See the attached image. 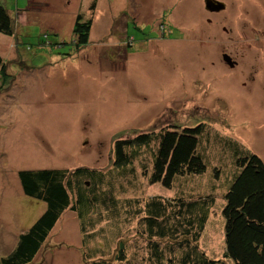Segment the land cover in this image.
<instances>
[{"label":"rangeland","instance_id":"1","mask_svg":"<svg viewBox=\"0 0 264 264\" xmlns=\"http://www.w3.org/2000/svg\"><path fill=\"white\" fill-rule=\"evenodd\" d=\"M94 1L97 8L91 11ZM204 1L0 0L17 21L21 43L18 47L15 38L0 37V57L14 75L0 93V256L15 246L14 234L31 228L45 211L44 204L25 196L19 173L84 167L108 172L119 134L130 139L138 133L185 131L194 123L215 129V117L228 128L223 126L221 135L264 161V7L259 0H231L228 12L210 24ZM123 12L146 29L126 30L137 43L122 60L116 51L122 53L123 47L117 46L113 27L122 24L115 20ZM163 13L173 14L167 22L179 31L172 36L177 39L159 27ZM88 17L93 23L90 46L77 54L59 49L46 54V45L38 44L40 35L48 33L73 48L76 22ZM223 26L231 32L224 34ZM197 179L189 182L195 188L202 181ZM186 184L180 183V189ZM159 185L152 193L176 195ZM75 206L74 200L69 207ZM71 208L64 210L50 236L45 264H84ZM97 217L93 213L91 219ZM222 223L217 208L201 241L205 252L216 258L223 252ZM134 228L133 223L128 245L135 238ZM99 230L101 226L90 246L97 253L98 246L116 236Z\"/></svg>","mask_w":264,"mask_h":264},{"label":"trees","instance_id":"2","mask_svg":"<svg viewBox=\"0 0 264 264\" xmlns=\"http://www.w3.org/2000/svg\"><path fill=\"white\" fill-rule=\"evenodd\" d=\"M91 7L95 11L97 3ZM120 14L115 22L122 24L117 23L113 30L119 39L117 46L123 47L122 53H116L123 60L136 50L137 43L135 35L126 30L144 32L146 28L126 19L127 12ZM12 16L0 5V37L15 38L19 47L17 21ZM87 19L76 22L73 48L59 35L48 33L40 35L38 44L47 46L43 48L46 54L55 49L77 54L90 46L93 23L92 18ZM174 33L167 36L176 39ZM148 40L144 39L147 44ZM12 75L9 62L0 57V93L11 84ZM226 99L228 102L230 97ZM213 119L215 129L209 123H194L185 131L138 133L130 139L119 134L114 165L108 172L89 167L21 171L19 181L25 196L44 204L45 211L31 228L14 234L17 242L7 256H0V264H45V254L52 247L50 236L74 200L76 206L70 212L79 229L84 264H264V161L241 143L221 135L226 126ZM191 178L202 181L195 188L189 183ZM180 183L187 184L180 189ZM159 184L176 195L152 193ZM217 208L224 233L220 258L206 253L201 245ZM93 213L96 220L91 219ZM133 223L136 235L128 245L126 237ZM99 226L105 236L113 232L116 236L104 247L98 246L97 253L91 243L100 234Z\"/></svg>","mask_w":264,"mask_h":264},{"label":"flooded vegetation","instance_id":"3","mask_svg":"<svg viewBox=\"0 0 264 264\" xmlns=\"http://www.w3.org/2000/svg\"><path fill=\"white\" fill-rule=\"evenodd\" d=\"M230 1L231 0H205L204 2H205L206 12L209 13L212 16V20L211 19H208V23L212 24L213 21H214V17L217 16L218 14H222V13L228 12V10L230 9ZM207 2H211L212 5H211L210 8L207 7ZM259 3L261 5V7L262 6L264 7V0H262V1L259 0ZM218 7L221 8L220 11H219V8ZM246 12H247V9H246ZM165 14L166 13H163L162 17L160 18V20L157 23H158V25H160V23L162 21L164 22V24H161V26H159V27L163 30V33L164 34H165L164 30H166V36L167 35L169 36L171 33H174L175 32L173 30H176V31H178V30L176 28H174L173 26H171V23H165V19L167 17L173 15V14H169L168 16L165 15ZM262 16L264 17V14ZM222 32L224 34H227V33H230L231 32V29H228L225 26H223L222 27ZM178 33H179V31H178ZM251 109H253V107H251Z\"/></svg>","mask_w":264,"mask_h":264},{"label":"water","instance_id":"4","mask_svg":"<svg viewBox=\"0 0 264 264\" xmlns=\"http://www.w3.org/2000/svg\"><path fill=\"white\" fill-rule=\"evenodd\" d=\"M211 5H212V4H211V2H207V7H208V8H210V7H211ZM218 8H219V11H220V10H221V8H220V7H218ZM228 60H229V63H230V64H233V62H232V60H231V58H230V57H228Z\"/></svg>","mask_w":264,"mask_h":264}]
</instances>
